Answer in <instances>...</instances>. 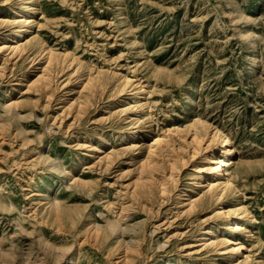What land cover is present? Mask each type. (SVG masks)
<instances>
[{
	"label": "rangeland",
	"instance_id": "374dc122",
	"mask_svg": "<svg viewBox=\"0 0 264 264\" xmlns=\"http://www.w3.org/2000/svg\"><path fill=\"white\" fill-rule=\"evenodd\" d=\"M22 4L0 0V45ZM28 7L23 52L0 54V264L239 263L199 246L204 230L217 241L226 222L214 216L216 200L200 207L209 177H191L201 155L170 149L179 145L173 129L203 133L207 123L235 150V188L222 205L248 209L237 238L249 264H264V0ZM130 131L137 136L124 140ZM143 160L158 168L139 181V207L130 197Z\"/></svg>",
	"mask_w": 264,
	"mask_h": 264
},
{
	"label": "bare ground",
	"instance_id": "6f19581e",
	"mask_svg": "<svg viewBox=\"0 0 264 264\" xmlns=\"http://www.w3.org/2000/svg\"><path fill=\"white\" fill-rule=\"evenodd\" d=\"M28 2H29V0H23L22 7L20 9L22 11V13L20 14V13L17 12L16 20L14 22L15 23L14 27L16 29L14 30V32L11 33V35L9 36V38H7V40L1 42L0 54H3L4 52H9L11 54H16V53L23 52V48L20 47V45H19V38L21 37V34L23 32L24 33L29 32L30 24H31V22H33L31 17H27L28 11L30 10L29 7H28ZM37 14H39V9L36 7L31 15L36 16ZM20 28L22 30H19ZM40 76H42V75L40 74ZM42 77L44 78V76H42ZM88 83H89V81H88ZM124 84H125L124 85V87H125L126 84H128V80L125 79ZM90 85L92 86L91 83H90ZM122 86H123V84H122ZM93 87H95V86H93ZM143 92H144L143 87L139 86L137 88V95L141 96L143 94ZM117 93H119V92H117ZM139 106H143V103L140 102V101H139ZM202 126L204 128V132L203 133H200L197 130L192 131L193 129H189L188 128L187 129V133L185 135H182V133H183L182 130H180L178 128L173 129V132L176 135H178V137H179V142H178L179 145H178V147L176 146L174 148H171V146H170V149H172L173 152L176 153V154H179L181 151H185V152H188L189 156H191L193 158L195 156H197V155H201L202 163H201L200 166L196 167L195 173L191 177V181L194 182V184H196V185H200L203 181H205L204 175L209 177L208 183L205 185V187H203V188L207 189V192L203 196L202 204H201L200 207L201 208H205L207 206V204L210 205V204H212V201L216 200L217 201V207L215 209H213L214 216H215L216 219H219L222 223L226 222L225 225H223V227L220 228L219 232H221L222 235H219L220 238L217 241H215L214 240V236H212L214 231H213L211 226L208 227L206 230H204L203 238L200 239L201 243L199 244V246H203L204 249L210 248V247L217 248L220 252H222L223 255L235 258L237 262L239 261L240 258H243L237 264H249L250 263L249 262V256L244 254L245 246L237 238V235L248 232V226H244L243 225L244 224V220L250 215L249 212H248V209L245 208V207H242V206L232 207V208L226 209L222 205L223 200L227 197L228 192L235 188L234 182H233L232 178L230 177V175L228 173V168L232 164V156L235 153L232 141L221 129H219L217 127H213V126H211L208 123H207V125H202ZM146 133H147V136H151V134H150L151 130L150 129H147ZM188 135H189V137H188ZM135 136H137V132L130 131V132L126 133L125 135H123V139L124 140H129V139H133ZM151 142H153V141H151ZM165 144H167V143H165ZM139 146L140 145H138V144H134V145L131 146V149L134 152H136V151H138ZM148 149H150L149 154L156 152V151H152L154 149V148L152 149V145H149ZM185 154H187V153H185ZM156 158H158V157H156ZM161 159H162V157H161ZM164 159H167V158H164ZM150 160H151V158H150ZM183 160H185V159H183ZM105 161H107V160H105ZM144 162L145 161L143 160V162L141 163V165L142 164H145V165L142 166V169H141V166H140V171H139L140 173H139L138 178H136L137 181H136V183L134 185V188H133V191L131 192V197H130V202L132 204L137 203L139 205V207L143 206L142 205L143 201L141 199L143 198V194L145 193V191L143 190L142 186H141L142 188L139 189V181H141L143 183V179H145L146 177H150L151 178L153 173L156 172V170L158 168L157 164H156L157 166H152L151 165V164L154 165L155 162H152V163H150L151 161L147 162V163L146 162L144 163ZM111 164H113V162H111ZM167 164H168V162H167ZM171 164H172V166H175L173 163H171ZM168 165H165V166H168ZM184 165L185 164H182V166H184ZM107 167H108V165H107ZM155 167H157V168H155ZM166 169H167V167H166ZM150 180H152V179H149V181ZM149 181H147V182H149ZM156 181H158V179ZM77 182L79 183V181H77ZM158 184H160V183H158ZM84 185H85V183H84ZM87 186H90V185H87ZM157 186H156V189H157ZM85 190H87V189H85ZM131 190H132V188H131ZM204 192H205V190H204ZM196 201L195 202L191 201V203L188 204L189 207H190L189 208L190 210L197 209L198 206L196 204ZM55 203H57V202H55ZM106 203L109 204V202H106ZM55 208L56 207H54V214H55ZM127 209H128V207L127 208L123 207L122 208V212L128 211ZM131 209H133V208H131ZM76 211H77V209H76ZM197 211H199V210H197ZM56 215H55V217H56ZM136 215L137 214H135L133 217H135ZM125 216H126V214H125ZM125 216H123V217L125 218ZM61 217H62V215H61ZM71 219L73 220V218H71ZM118 220H120V219H118ZM250 220H251V223H252L253 222L252 221L253 218H251ZM123 221H124V219H123ZM111 228H114V225L112 223H111ZM94 231L98 232L99 228L97 227ZM121 232H123V230ZM130 240H132V239H130ZM128 242L129 243H127V242L126 243H127L128 246H130L131 249H136V245H134V242H130V241H128ZM137 249H138V247H137ZM167 264H169V262Z\"/></svg>",
	"mask_w": 264,
	"mask_h": 264
}]
</instances>
